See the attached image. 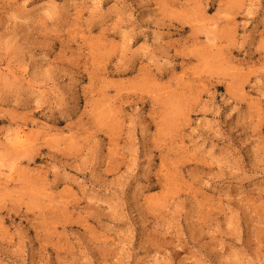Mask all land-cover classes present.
<instances>
[{"label": "rangeland", "instance_id": "rangeland-1", "mask_svg": "<svg viewBox=\"0 0 264 264\" xmlns=\"http://www.w3.org/2000/svg\"><path fill=\"white\" fill-rule=\"evenodd\" d=\"M0 264H264V0H0Z\"/></svg>", "mask_w": 264, "mask_h": 264}, {"label": "bare ground", "instance_id": "bare-ground-1", "mask_svg": "<svg viewBox=\"0 0 264 264\" xmlns=\"http://www.w3.org/2000/svg\"><path fill=\"white\" fill-rule=\"evenodd\" d=\"M26 138V137H25ZM22 139H23V136L20 134L19 136H18V143L19 144H22Z\"/></svg>", "mask_w": 264, "mask_h": 264}]
</instances>
